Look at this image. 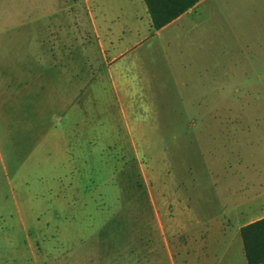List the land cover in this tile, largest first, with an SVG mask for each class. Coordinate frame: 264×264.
<instances>
[{"label":"rangeland","instance_id":"obj_1","mask_svg":"<svg viewBox=\"0 0 264 264\" xmlns=\"http://www.w3.org/2000/svg\"><path fill=\"white\" fill-rule=\"evenodd\" d=\"M18 3L11 59L0 27V264L240 263L232 204L264 201V0H208L159 33L142 0ZM223 227L231 250L208 241Z\"/></svg>","mask_w":264,"mask_h":264},{"label":"crops","instance_id":"obj_2","mask_svg":"<svg viewBox=\"0 0 264 264\" xmlns=\"http://www.w3.org/2000/svg\"><path fill=\"white\" fill-rule=\"evenodd\" d=\"M18 1L19 0H14L16 8H15V12H12L11 5H12L13 0H9V8H10V14L8 16L9 19H5L4 21H2L0 19V27H3V26H10V27L11 26H15V34H12L11 33L12 30H9V35H7L5 37L6 49L4 47V49H5L4 57L9 58V59H11L12 57L17 56L16 50H15V53H12V43L15 42V47H17L16 46V44L18 42L17 31H18V27H19V22H18V19H17L18 7H19L18 6L19 5ZM206 1H208V0H201L193 8H191L190 10L185 12L184 14L180 15L178 18L173 20L171 23H169L168 25L164 26L163 28L157 30L156 32L159 33L160 31H162L163 29L167 28L168 26L176 24V23H179L183 19L184 16L189 15L191 12L194 13ZM22 7L24 9H28V10H30L32 8H35L36 10H39L42 13L43 10L45 9V3H44V0H25V4H22ZM14 13H15L16 18L13 20L12 16H13ZM42 17H44V13H42ZM148 24L150 25L149 19H148ZM112 26H113V24H112ZM216 29H217V32H216L217 35L220 36L221 29H220L219 25L217 26ZM0 31H1V29H0ZM109 32L110 33H116L117 30L112 28V29L109 30ZM121 35H124V33L122 32ZM94 36H95V38L97 40L100 39V34H99L98 30H96V29H94ZM1 38L2 37H0V42H1ZM2 43H3V40H2ZM2 46H4V45L0 44V47H2ZM8 50H9V52H8ZM2 55L3 54L0 53V58H1ZM10 83H11V78H10V80H6L5 85L8 87V86H10ZM259 200H261V198H259L257 196H254L253 198L244 199V201L241 198L240 200L233 202L232 208H234V211L237 212L236 213L237 216L243 218V221L241 223H238L236 228H235V232L239 234V237H240V228L242 226H244L246 224H249V223H251L253 221H256V220L264 217V201H262L261 204H259ZM177 207L178 206L176 205V208ZM188 213L189 212L187 210V207L186 206H182L181 215L183 216V219L187 220L189 218L188 217ZM160 227L163 228V226L161 224H160ZM168 230H169L170 235H174V234L177 235V233H178L177 232V228H169ZM225 233H226V229L224 227L220 228V229H217V231H211L212 235H210V239H208V241L210 243L211 242L215 243L216 241L219 240V242H220L219 246H221V248L224 251L225 250H231L233 248L234 241L236 242V240H235L234 237L233 238H230V237L229 238H225L224 237ZM204 234H209V233L205 232ZM204 234H201L199 237L202 238V239H206ZM185 235L187 236V238L185 240L184 246L186 247V249H188V247H191V249H193V244H194V240H195L193 229H191V228L187 229L186 228L185 229ZM202 235H204V238H203ZM214 235H216L217 238ZM218 238H220V239H218ZM237 244H238L237 253L242 257L240 263H238V264H247L246 260H245V257H244V253H243L241 237H240V241H238ZM174 249L176 250L177 253H178V251L181 250V248L179 246H177V245L175 246ZM220 262H224L223 264H234L233 263L234 261L232 259H230V258H226L225 260L223 259Z\"/></svg>","mask_w":264,"mask_h":264},{"label":"trees","instance_id":"obj_3","mask_svg":"<svg viewBox=\"0 0 264 264\" xmlns=\"http://www.w3.org/2000/svg\"><path fill=\"white\" fill-rule=\"evenodd\" d=\"M201 0H143L150 27L157 31L193 8ZM247 264H264V217L240 228Z\"/></svg>","mask_w":264,"mask_h":264}]
</instances>
